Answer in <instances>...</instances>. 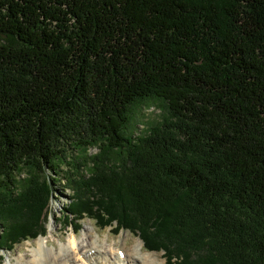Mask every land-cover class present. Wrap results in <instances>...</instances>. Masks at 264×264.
<instances>
[{
  "label": "trees",
  "instance_id": "trees-1",
  "mask_svg": "<svg viewBox=\"0 0 264 264\" xmlns=\"http://www.w3.org/2000/svg\"><path fill=\"white\" fill-rule=\"evenodd\" d=\"M156 100L170 125L131 143ZM91 147L128 161L72 185L77 219L167 264H264V0H0V217L26 214L1 248L41 234L46 171Z\"/></svg>",
  "mask_w": 264,
  "mask_h": 264
},
{
  "label": "rangeland",
  "instance_id": "rangeland-1",
  "mask_svg": "<svg viewBox=\"0 0 264 264\" xmlns=\"http://www.w3.org/2000/svg\"><path fill=\"white\" fill-rule=\"evenodd\" d=\"M169 117L164 104L159 100L152 101L149 105L144 104L135 107L133 108V113L126 130V137H130L132 140L131 143L133 144H135L134 142L137 143L138 139H149L153 132L159 131L163 127L170 125L172 120H170ZM132 149H135L134 152L139 151L137 146ZM98 152L99 149L97 147L89 148L86 153L74 151V159L70 162V169H68L69 167L66 168V165H61L56 171H46V174L49 175L52 180L48 183L50 193L47 194L44 199L45 206L42 211L41 219H39L37 226H35V228H38V226L41 228V234L33 239L21 240L10 249L0 247V264H12L20 255H26V257L32 256L30 250L35 247V240L43 236L47 238V246L44 247V249L58 248L60 244H67L74 238L76 241H80L83 237L87 239L89 235L90 240L92 237H96L98 242H109L116 248L129 247L138 239L143 244L137 232H132L124 228L116 231L114 229L115 223L102 228L98 226L94 219L88 217L77 219V215L71 212L73 204L81 196V192L84 191L80 190V193H77V189L72 185L75 184V186H78L80 182L82 185L85 184L84 182L88 184L91 178H95L98 175L105 176V174L109 172H114L116 175H119L117 163H120L122 158L123 161H128V150L121 149L108 153L109 160L104 158L103 166L92 167L88 160H92V157ZM130 154L131 156L133 155L131 152ZM134 154L138 155L137 153ZM141 155L142 154L138 155V157H141ZM105 157L107 156L105 155ZM78 176L85 177V181H79L77 179ZM18 178L21 180L19 185H23L24 182H22V179L27 177L23 174ZM42 178L43 176H39L37 180H41ZM82 179L84 180V178ZM90 191L91 190H85L82 194H86V192L89 193ZM17 192L18 188L15 190V193ZM5 198H7V196L0 191V201ZM25 215V213L19 214L17 219L12 217L7 220H1L2 218L0 217V241L6 236V234H3L4 224L6 226L8 223L9 225L13 220L18 222V220ZM142 250L148 251L145 249L144 245H142ZM150 252H155L158 255L157 259L162 262V264H167L162 252ZM201 262L204 263L202 259ZM134 264L141 263L135 262Z\"/></svg>",
  "mask_w": 264,
  "mask_h": 264
},
{
  "label": "bare ground",
  "instance_id": "bare-ground-1",
  "mask_svg": "<svg viewBox=\"0 0 264 264\" xmlns=\"http://www.w3.org/2000/svg\"><path fill=\"white\" fill-rule=\"evenodd\" d=\"M34 245L30 250L32 256L20 255L12 264H162L155 252L142 250L139 239L129 247L116 248L109 242H98L96 237L90 240L89 235L87 239L76 241L74 238L58 248L44 249L47 238L43 236L37 238Z\"/></svg>",
  "mask_w": 264,
  "mask_h": 264
}]
</instances>
